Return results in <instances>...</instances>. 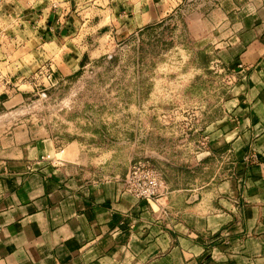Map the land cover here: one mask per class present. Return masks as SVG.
<instances>
[{
	"label": "crops",
	"instance_id": "obj_1",
	"mask_svg": "<svg viewBox=\"0 0 264 264\" xmlns=\"http://www.w3.org/2000/svg\"><path fill=\"white\" fill-rule=\"evenodd\" d=\"M190 1L98 0L74 8L77 25L68 14L55 16L57 6L49 4L47 30L61 42L78 39L81 51L68 67L79 69L89 43L131 36ZM216 2L213 11L221 18L210 24L195 13L188 29L202 37L215 28L216 41L225 44L219 55L235 67L234 130L223 144L231 175L193 193L172 190L164 206L163 198L133 197L123 182L91 180L74 143L58 151L53 140L31 142L3 166L0 264H264V0ZM18 3L4 8L33 13L34 27L43 25L46 7ZM67 69L59 67L64 75L77 70Z\"/></svg>",
	"mask_w": 264,
	"mask_h": 264
},
{
	"label": "rangeland",
	"instance_id": "obj_2",
	"mask_svg": "<svg viewBox=\"0 0 264 264\" xmlns=\"http://www.w3.org/2000/svg\"><path fill=\"white\" fill-rule=\"evenodd\" d=\"M4 1L0 179L6 174L4 163L41 139L53 140L58 151L74 143L79 166L94 181L124 183L135 167L153 168L164 206L172 190L193 193L206 182L231 175L232 160L223 144L234 130L230 101L237 82L235 67L219 55L225 44L216 41L215 28H206L202 37L188 29L197 20L195 13H203L210 24L221 18V12L213 11L216 0L183 2L175 14L131 36L89 43L79 69L68 64L73 65L81 44L49 36L52 12L47 10L56 4L55 16L63 19L68 14L77 25L74 8L93 2L95 6L98 0H25L47 8L41 13V27H34L33 13L11 10L20 8L21 0ZM71 54L72 60L67 58ZM59 67L77 70L64 75Z\"/></svg>",
	"mask_w": 264,
	"mask_h": 264
},
{
	"label": "built area",
	"instance_id": "obj_3",
	"mask_svg": "<svg viewBox=\"0 0 264 264\" xmlns=\"http://www.w3.org/2000/svg\"><path fill=\"white\" fill-rule=\"evenodd\" d=\"M124 189L133 197L145 202L158 201L160 182L153 168L141 164L128 173Z\"/></svg>",
	"mask_w": 264,
	"mask_h": 264
}]
</instances>
